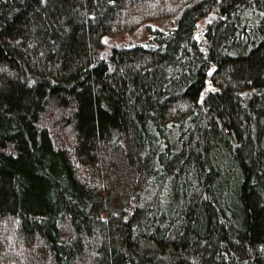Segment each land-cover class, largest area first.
Instances as JSON below:
<instances>
[{"label":"trees","instance_id":"trees-1","mask_svg":"<svg viewBox=\"0 0 264 264\" xmlns=\"http://www.w3.org/2000/svg\"><path fill=\"white\" fill-rule=\"evenodd\" d=\"M0 264H264V0H0Z\"/></svg>","mask_w":264,"mask_h":264},{"label":"rangeland","instance_id":"rangeland-1","mask_svg":"<svg viewBox=\"0 0 264 264\" xmlns=\"http://www.w3.org/2000/svg\"><path fill=\"white\" fill-rule=\"evenodd\" d=\"M152 25H156V22H153ZM148 33L146 25H143L141 28L132 32H124L114 37H105L104 43L106 45L104 50L109 51L113 46H123L131 45L136 42H145L149 39Z\"/></svg>","mask_w":264,"mask_h":264}]
</instances>
